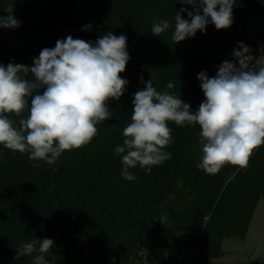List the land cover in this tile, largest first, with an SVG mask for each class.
I'll use <instances>...</instances> for the list:
<instances>
[{
    "label": "trees",
    "instance_id": "obj_1",
    "mask_svg": "<svg viewBox=\"0 0 264 264\" xmlns=\"http://www.w3.org/2000/svg\"><path fill=\"white\" fill-rule=\"evenodd\" d=\"M175 2L0 0V16L10 8L20 23L8 33L0 28V64L4 66L12 62L32 66L43 48H54L58 39L69 35L95 43L109 31L127 37L130 56L120 74L128 81L126 91L118 101L108 102L112 117L96 125L97 135L90 143L65 151L53 164L40 161L37 167L28 154L0 145V264H32L34 256L15 260L16 250L24 242L44 238L55 242L50 252L56 264H118L128 259L119 249L121 242L128 240V250L149 246L152 220L176 185L182 188L185 209L171 217L185 243L199 250L194 264H219L211 260L224 254V239L246 237L256 206L264 199V145L254 150L247 168L225 165L217 174H206L196 167L199 125L178 126L170 121L172 142L164 150L171 158L153 166L150 174L139 166L130 169L137 177L134 181L122 178L121 157L114 153L131 122L134 94L145 86L141 76L144 81L153 79L158 91L180 95L196 111L205 99L198 74L208 75L210 65L226 59L249 18L264 14V0H235L230 28L217 30L209 23L202 37L175 43L171 37L176 12L193 11L192 5L172 8ZM180 14L189 19L187 12ZM153 18L167 19L173 27L156 37L151 33ZM89 24L91 29L82 30ZM169 82L174 85L170 90ZM28 115L25 111L22 117ZM22 117L9 114L14 122ZM111 174L115 184L127 187L108 204L112 192L105 183ZM238 181L243 182L242 190L230 188ZM222 191L232 192L230 201L226 211H215ZM173 239L172 234L156 239L148 252L150 262L155 263Z\"/></svg>",
    "mask_w": 264,
    "mask_h": 264
},
{
    "label": "clouds",
    "instance_id": "obj_2",
    "mask_svg": "<svg viewBox=\"0 0 264 264\" xmlns=\"http://www.w3.org/2000/svg\"><path fill=\"white\" fill-rule=\"evenodd\" d=\"M179 2L192 5L193 11L176 12L171 37L175 43L206 32L209 23L217 30L232 26L235 0ZM19 26L11 13L0 16V28ZM171 27L167 19L153 18L151 33L159 37ZM251 52L239 42L231 53L238 66L225 60L215 76L198 74L205 99L196 111L180 95L158 91L153 79L144 81L141 76L145 86L134 94L131 122L123 129V143L114 149L121 157L122 178L134 181L137 177L130 169L139 166L150 174L153 166L171 158L164 150L172 142L170 121L199 125L202 156L196 167L206 174H217L225 165L247 168L254 150L264 145V55L255 58ZM129 60L127 37L109 31L95 43L71 35L58 39L54 48L41 50L32 66L0 64V145L28 154L37 167L40 161L53 164L65 151L90 143L97 135L96 125L112 117L108 102L118 101L126 91L128 81L120 74ZM173 87L167 84V89ZM25 111L27 118L22 117ZM9 114L22 117L18 126ZM54 243L49 238L24 242L14 259L34 256L32 264H56L50 252Z\"/></svg>",
    "mask_w": 264,
    "mask_h": 264
},
{
    "label": "rangeland",
    "instance_id": "obj_3",
    "mask_svg": "<svg viewBox=\"0 0 264 264\" xmlns=\"http://www.w3.org/2000/svg\"><path fill=\"white\" fill-rule=\"evenodd\" d=\"M178 5L190 6L181 4L179 0H176L172 8H175ZM8 10V13L4 16H7L9 13H11V9L9 8ZM2 30L4 34L10 32L12 29L2 28ZM196 35L197 37H202V35L205 34H201L200 32V34L196 33L195 36ZM263 39L264 14H255L249 18L246 26L243 28L241 35L237 38L233 49L238 48V43L242 42L252 49L251 55H253L255 58H258L259 56L264 55V43L261 41ZM225 60L236 62L235 58L229 54V56L220 63H213L209 66L208 76H215L218 71V66L221 65ZM236 63L238 66V62ZM253 63H255V60ZM18 123L19 119L16 118L14 126H18ZM194 153L200 160L202 156L201 144L199 149ZM106 179L107 181L105 183V187L107 190L112 192L110 202L107 203L111 204L113 200L122 195L127 185H125L123 188L121 184H115L113 174L109 175ZM242 184L243 182L238 181L230 186V188L242 190ZM181 194V186L176 185L173 187V194L161 204L159 216L153 219V222L151 223L150 239L148 240L149 246L138 249L130 248L128 250L125 246L128 243V240L118 244L119 249H123L124 253H126V257H128V259L125 258L118 264H194V257L199 254V250L196 245L185 243L183 234L179 233V231H177L175 228L176 220L171 217L172 214L179 213L185 209L181 204ZM231 195L232 192L224 194V191H222L216 200L218 205L215 211H226L225 208L230 201ZM219 198L220 201H218ZM57 215L59 216V211H57ZM206 220H208V218ZM125 234L126 233L122 234L121 236L125 237ZM169 234L174 235V239L170 241L168 245L164 246L162 254L155 263L150 262L147 256L153 242L159 237L162 239L166 238L169 236ZM222 248L224 254L218 258H213L211 260L212 263L264 264V199L261 198L256 206L246 237L244 239H224Z\"/></svg>",
    "mask_w": 264,
    "mask_h": 264
},
{
    "label": "crops",
    "instance_id": "obj_4",
    "mask_svg": "<svg viewBox=\"0 0 264 264\" xmlns=\"http://www.w3.org/2000/svg\"><path fill=\"white\" fill-rule=\"evenodd\" d=\"M261 41H263V43H264V39H263V40H261Z\"/></svg>",
    "mask_w": 264,
    "mask_h": 264
},
{
    "label": "built area",
    "instance_id": "obj_5",
    "mask_svg": "<svg viewBox=\"0 0 264 264\" xmlns=\"http://www.w3.org/2000/svg\"><path fill=\"white\" fill-rule=\"evenodd\" d=\"M181 264V263H180Z\"/></svg>",
    "mask_w": 264,
    "mask_h": 264
}]
</instances>
